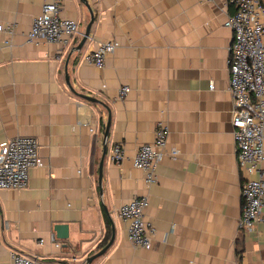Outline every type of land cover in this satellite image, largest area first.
Masks as SVG:
<instances>
[{
    "label": "crops",
    "instance_id": "0c3cea01",
    "mask_svg": "<svg viewBox=\"0 0 264 264\" xmlns=\"http://www.w3.org/2000/svg\"><path fill=\"white\" fill-rule=\"evenodd\" d=\"M53 1L0 0V24L13 31L0 32V145L34 136L44 161L30 170L27 188L0 189V264H12L13 250L41 264H83L101 250L107 219L114 242L91 264H264V208L255 233L238 230L243 174L232 125L233 32L225 26L236 6L228 0H88L95 15L90 38L72 53L91 20L81 0H59L61 16L79 23L67 47L27 40L34 18ZM107 40L119 46L103 68L81 62ZM66 66L76 91L110 109L102 190L109 113L70 90ZM122 86L130 87L123 98ZM160 119L169 128L168 149L179 154L163 158L158 181L149 186L133 158L154 141ZM116 143L125 147L121 164L108 158ZM142 196L149 200L145 217L156 227L151 249L127 239L119 215L122 204ZM57 224L69 226L67 239L57 238Z\"/></svg>",
    "mask_w": 264,
    "mask_h": 264
},
{
    "label": "built area",
    "instance_id": "2783aa9c",
    "mask_svg": "<svg viewBox=\"0 0 264 264\" xmlns=\"http://www.w3.org/2000/svg\"><path fill=\"white\" fill-rule=\"evenodd\" d=\"M228 2L236 6L227 17L225 26L233 32L228 59L234 104L232 125L237 163L243 174V205L238 230L251 235L263 221L264 208V4L262 0ZM61 9L59 0L45 4L33 20L27 35L28 42L43 41L67 47L79 33V23L62 17ZM1 31L13 34L10 26L3 24H0ZM118 46L115 40L99 42L94 50L82 56L81 62L103 68L107 57ZM129 91V86H122L120 97H125ZM94 130L91 125L90 131ZM168 136L166 121L160 119L156 124L154 141L141 145L133 158L134 167L145 173V182L149 186L158 181V166L163 158L170 155L176 159L179 154L174 147L168 149ZM39 149V141L34 136H17L0 145V189L22 190L28 187L30 170L44 167ZM108 158L115 164H121L125 159L124 145L114 144ZM148 205V197L142 196L132 198L119 208L121 219L127 223V239L144 249H151L156 235V227L145 217ZM51 241L56 247H61L54 234ZM11 260L12 264H41L40 259L16 250L11 251Z\"/></svg>",
    "mask_w": 264,
    "mask_h": 264
},
{
    "label": "water",
    "instance_id": "95a60500",
    "mask_svg": "<svg viewBox=\"0 0 264 264\" xmlns=\"http://www.w3.org/2000/svg\"><path fill=\"white\" fill-rule=\"evenodd\" d=\"M81 2L88 8L90 15H91V20H90L89 24L87 25L85 32L83 33V36H82L80 43L75 48L72 49V51H71L72 53L74 51L81 50V48L84 46V44L90 38L91 26L95 20L94 11H93L91 5L89 4V1L88 0H81ZM65 80H66L67 86L70 88V90L72 92H74L75 94H77L79 97H81L87 101L93 102V103H98L108 110V113H109L108 120H107L106 124L103 126L104 148H103V156H102L101 162L99 164V176H98L99 186L102 190L103 164H104L105 156L107 154V140H108L109 130H110V126H111L110 109L108 106L103 104V102H101L97 98L76 91L71 84L70 75L68 73L67 66L65 68ZM54 231L56 232V236L59 239H67L69 237V226L67 224H57L54 228ZM114 239H115V232L113 231L112 237L109 240V242L99 252H97L96 254H94L92 256L87 257L83 264H91L94 260H96L97 258L104 255L108 251V249L111 247V245L113 244Z\"/></svg>",
    "mask_w": 264,
    "mask_h": 264
},
{
    "label": "trees",
    "instance_id": "16d2710c",
    "mask_svg": "<svg viewBox=\"0 0 264 264\" xmlns=\"http://www.w3.org/2000/svg\"><path fill=\"white\" fill-rule=\"evenodd\" d=\"M107 233L105 235L104 240L102 241V243L100 244V248L102 249L111 239L112 236V230H111V222L109 219H107Z\"/></svg>",
    "mask_w": 264,
    "mask_h": 264
}]
</instances>
